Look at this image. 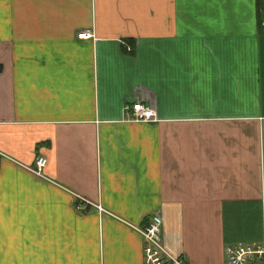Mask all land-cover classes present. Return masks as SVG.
Masks as SVG:
<instances>
[{
    "label": "crops",
    "instance_id": "1",
    "mask_svg": "<svg viewBox=\"0 0 264 264\" xmlns=\"http://www.w3.org/2000/svg\"><path fill=\"white\" fill-rule=\"evenodd\" d=\"M155 212L187 264L264 240V0H0V264H142Z\"/></svg>",
    "mask_w": 264,
    "mask_h": 264
},
{
    "label": "built area",
    "instance_id": "2",
    "mask_svg": "<svg viewBox=\"0 0 264 264\" xmlns=\"http://www.w3.org/2000/svg\"><path fill=\"white\" fill-rule=\"evenodd\" d=\"M89 36L87 31H79L75 35L77 39H86ZM125 115L132 121L155 120L152 107L139 100L133 101L130 106H125ZM44 164L45 158L37 156L32 171L39 173ZM77 207L81 208L79 205ZM160 227L161 217L155 212L149 216L144 226L135 228L142 240V264H187L165 248L160 238ZM223 254L224 264H264V240L226 245Z\"/></svg>",
    "mask_w": 264,
    "mask_h": 264
}]
</instances>
